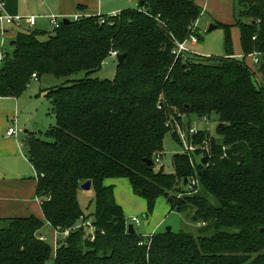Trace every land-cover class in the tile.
<instances>
[{
	"label": "trees",
	"instance_id": "trees-1",
	"mask_svg": "<svg viewBox=\"0 0 264 264\" xmlns=\"http://www.w3.org/2000/svg\"><path fill=\"white\" fill-rule=\"evenodd\" d=\"M139 3L115 16L62 22L46 40L20 32L13 52L4 54L2 98H20L33 75L67 82L46 89L56 125L23 141L43 219L0 220V264H264V85L246 64L253 53L264 55V0H237L234 24H217L225 33L222 59L173 55L175 42L186 40L201 17L194 0ZM234 26L243 58H234ZM112 52L126 55L114 78H94ZM83 72L84 78L71 79ZM191 115L218 118V139L199 131L193 141L207 142L208 163L177 154L173 174L148 167L145 160L163 152L168 132L178 136L176 123L191 126L184 122ZM191 178L198 186L184 191ZM114 179L129 181L146 202L147 216L165 197L172 210L187 214L196 235L154 234L148 245L136 231L130 234L132 221L117 203L114 186H106ZM87 182L95 194L90 215L79 203ZM82 221L96 227L94 240L75 230ZM46 225L70 231L55 257L41 240Z\"/></svg>",
	"mask_w": 264,
	"mask_h": 264
},
{
	"label": "rangeland",
	"instance_id": "rangeland-1",
	"mask_svg": "<svg viewBox=\"0 0 264 264\" xmlns=\"http://www.w3.org/2000/svg\"><path fill=\"white\" fill-rule=\"evenodd\" d=\"M199 3L203 2V6L205 0H198ZM237 0H211L208 4L207 8L205 6L197 4L202 11V16L197 22V28L199 29L198 35V43L195 46L191 44L187 45V49L190 52L188 55L191 56H200L205 58H214V59H222L225 58V50H224V39L225 33L221 28H216L212 32H209L211 26H217V24H233L235 14L238 13L237 8ZM138 4V0H135L133 3L129 4L128 7L135 9ZM128 5V4H127ZM8 28V27H7ZM15 31L18 30L15 27H11ZM50 28V27H49ZM234 29H237L236 26L232 29V38H233V49L234 53H238L239 47L238 40L234 38ZM36 32L40 35L42 40H46V34L50 31H43L35 29ZM53 30V29H52ZM1 32V31H0ZM47 32V33H44ZM198 30L196 31V33ZM237 32V30H236ZM1 34V33H0ZM198 34V33H197ZM2 36V35H1ZM14 36V35H13ZM17 36V35H16ZM11 35L7 36L4 43V49L9 54L12 53L11 42L16 40V37L10 38ZM241 45V44H240ZM118 65V60L115 58H109L106 61V65L102 68L99 73L94 75V78H99L103 80H112L115 76L116 69ZM261 66V65H259ZM253 69L258 72L259 67L257 65H252ZM263 68V66H262ZM260 72V71H259ZM255 73V72H254ZM263 76V81L261 85H264V71L261 73ZM85 77V73H79L71 77L73 80H79ZM256 80V79H255ZM66 79H57L53 76H45L42 79V83H35L34 87L31 88L23 97L22 102L29 106L28 112L31 114V119L33 123L29 125L32 127V130L37 131H45L46 129H50L56 125V121L53 115H48V107L50 102L47 100L45 93L46 88H58L66 85ZM33 116V117H32ZM186 124H190L192 129L198 131L206 132L211 135L212 138L218 139L216 134L217 127L219 126V121L216 116H211L209 122L204 119H199L195 115H191L188 118L184 119ZM19 125V124H18ZM21 134L23 133V129L25 127L24 122L20 124ZM188 127V126H187ZM186 126L182 127V130H186ZM46 132V131H45ZM20 131L18 130V134ZM24 135V134H23ZM177 136V135H176ZM175 136L174 131L168 132L164 140V148L161 153V162L160 164H156V171L163 169L167 174H173V157L177 154H184L185 151V143L182 142V139H179ZM189 143V142H188ZM197 162H200V157L195 155ZM36 176V174H35ZM113 182L115 185V197L118 202L121 203L122 207H124L125 213L127 215V219L129 220L130 216H134L141 222V226L137 224L130 223V225H134V229L138 235H142L146 237L149 233L152 232L155 235L165 234L168 232V229H171V232L174 234L185 232L195 234L197 232V227L191 223V220L187 216L186 213H178L172 210L171 205L168 203L165 197L160 198L155 205V209L153 214L146 215L148 212L146 202L135 196L132 192L130 183L127 179H114ZM184 191H192L193 189L188 186H182ZM81 189L79 194V203L80 207L86 215H90L94 213L95 206L93 203L94 199V191H83ZM175 195V194H173ZM180 199V197L178 196ZM4 225L0 223V227ZM43 233L47 237V242L55 248V232L50 226H45L43 229ZM47 264H53L52 261Z\"/></svg>",
	"mask_w": 264,
	"mask_h": 264
},
{
	"label": "crops",
	"instance_id": "crops-1",
	"mask_svg": "<svg viewBox=\"0 0 264 264\" xmlns=\"http://www.w3.org/2000/svg\"><path fill=\"white\" fill-rule=\"evenodd\" d=\"M134 1L135 0L132 2L128 0H5V7L6 11L12 16L36 17L37 24L34 27L33 33L39 35L35 30L36 28L38 30L50 31L48 33L44 32L47 33V37L49 33L53 32V28L51 27L48 20L50 16H57L59 18H64L65 20H72V18L76 15H81L83 17L115 16L124 10L133 9L128 6ZM194 1L196 4L203 6V2L199 3L198 0ZM210 1L211 0H205V9L207 8ZM139 5L140 3L138 0V4L135 9H137ZM233 32L234 38L235 40H238L237 42L239 44V47H237L239 52L234 55V58H243L244 54L240 45V30L237 28L234 29ZM0 33L1 68V62L4 54L8 53L4 49L5 39L7 38L8 34L9 36L11 35L10 38L14 39L17 37L16 35H18L20 31L17 32L11 27H8L6 28L5 33ZM13 42H11V44ZM13 47L14 46H12V52ZM260 60L261 66H258L259 70L256 72L252 67L254 64V59L250 56L246 58V64L253 72H255V79L257 80L258 84H261L263 81V76L261 74L262 66H264L263 54L261 55ZM42 79L34 80L28 90L20 98L0 97V220L23 218L32 215L43 219L41 203L37 196L36 173L33 166L27 159V152L23 141L25 140L28 133H37L42 135V133L48 129L45 131L32 130V127L29 125L30 123H33V119H31L30 116L31 114L28 112L29 106L23 104L22 102V99L24 98L23 96L34 87L35 83L38 82L43 84ZM49 88L51 87L46 89ZM48 110H50V104ZM22 121L24 122L25 127L22 128L23 133L21 134V129L19 126L22 124ZM13 126H15L17 130L20 131V133L18 136L9 137L7 135L8 130ZM114 181L115 180L106 181V186L112 185L114 188H116L113 183ZM115 199L117 203L122 206L116 197ZM122 208L124 210V207ZM125 216L127 217L126 213ZM132 218H134V216H130L129 220ZM148 235H154V233L152 232ZM42 236H45V234L43 233Z\"/></svg>",
	"mask_w": 264,
	"mask_h": 264
},
{
	"label": "built area",
	"instance_id": "built-area-1",
	"mask_svg": "<svg viewBox=\"0 0 264 264\" xmlns=\"http://www.w3.org/2000/svg\"><path fill=\"white\" fill-rule=\"evenodd\" d=\"M128 1L132 2L133 0H128ZM83 18H85V17H83L81 15H76L72 18V20L75 22H78ZM48 20H49V23H50L51 27L53 28V32H54L56 29H58L60 27V24L62 22H64L65 19L59 18L57 16H50ZM36 24H37V18L36 17H33V16L22 17V16L10 15L6 11L5 0H0V31L2 33L6 32L7 27H15L20 32L30 33V32H33ZM197 30H198L197 23L191 25L189 27L190 35L188 36V38L182 42H179V41L175 42V48L173 51V55L176 58L188 55L190 53L187 49L188 44L195 46L198 43L199 39H198V36L196 35ZM261 55H262L261 53H253L252 55H250V57H252L254 59V64L257 66L261 65V60H260ZM118 56H119V54L117 52H112L110 54L111 58L117 59ZM32 78H33V80H37L36 75H33ZM256 82H257V80H256ZM204 120L209 122L207 119H204ZM167 126H169V124ZM171 126H172V124H171ZM174 127H176V129H177V132H178L177 134H178L179 139H182V142L186 144L184 154H186L190 158H192V156H195V155L199 156L200 157V164H202V160L204 158H207L208 161H209V159H211V149H210V147L206 141H204L201 145H195L193 143L194 139L198 136L199 131L197 132L196 130L192 129L191 127L190 128L187 127L186 130H182L183 129L182 126L178 125L177 123L175 124ZM7 135L9 137L10 136H18L17 128L15 126L11 127L8 130ZM222 149L224 152H227V149L225 147H223ZM161 155L162 154L155 156V159H154L155 164H160L161 158H162ZM224 156H226V155H224ZM192 163H193V161H192ZM198 184L199 183H198V180L196 178L188 179V185L187 186L189 188L194 189L198 186ZM131 221L134 225L135 224L140 225V221L135 217L132 218ZM78 229H83L88 234V236L92 238V240L95 239L96 227L93 225L92 221L80 222L75 227V230H78ZM54 231H55L54 257H55L57 251L59 250V248L61 246V244H59V242L64 243L65 239L70 235V231L60 232L59 229L54 230ZM152 237H153V235H148V236L144 237L148 241L147 242L148 245H150ZM41 240L47 241L45 236H42ZM147 243L140 242L139 246H143Z\"/></svg>",
	"mask_w": 264,
	"mask_h": 264
},
{
	"label": "water",
	"instance_id": "water-1",
	"mask_svg": "<svg viewBox=\"0 0 264 264\" xmlns=\"http://www.w3.org/2000/svg\"><path fill=\"white\" fill-rule=\"evenodd\" d=\"M142 4H143V3H141V5H142ZM64 23H65V24H69V23H70V20H67V19H66V20H64ZM215 29H216V26H211L209 32H212V31L215 30ZM15 44H16V42H13L11 45L14 46ZM125 57H126L125 54H120V55L117 57L118 64H121V63L123 62V60H124ZM220 127L223 128V125H220ZM235 160H236L237 163H241V162L243 161V159H242V157H241L240 155H237V156L235 157ZM207 162H208V159H207V158H204V159L202 160V165H206ZM145 163L148 165V167H154V165H155L154 161H153V160H150V159H146V160H145ZM184 184L187 186V185H188V180H186ZM91 186H92L91 182H87V183H85V184L81 187V189H82L83 191H90V190H91ZM129 232H130V234H134V233H135L134 225H130V226H129ZM168 232H171V229H168Z\"/></svg>",
	"mask_w": 264,
	"mask_h": 264
}]
</instances>
